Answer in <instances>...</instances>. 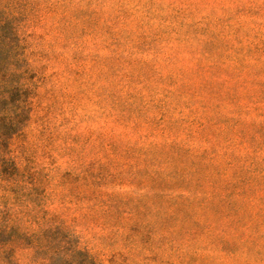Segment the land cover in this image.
Listing matches in <instances>:
<instances>
[{
  "label": "rangeland",
  "instance_id": "374dc122",
  "mask_svg": "<svg viewBox=\"0 0 264 264\" xmlns=\"http://www.w3.org/2000/svg\"><path fill=\"white\" fill-rule=\"evenodd\" d=\"M1 15L34 93L9 155L81 248L264 264V0H0ZM133 221L160 230L127 238Z\"/></svg>",
  "mask_w": 264,
  "mask_h": 264
},
{
  "label": "trees",
  "instance_id": "16d2710c",
  "mask_svg": "<svg viewBox=\"0 0 264 264\" xmlns=\"http://www.w3.org/2000/svg\"><path fill=\"white\" fill-rule=\"evenodd\" d=\"M6 16L0 17V264H12L15 252L31 251L33 264H102L81 248L56 214L43 207L36 180H27L9 155V142L31 119L33 90L27 82L19 44ZM24 67V68H23ZM108 212H114L108 204ZM126 237L144 241L160 230L133 221Z\"/></svg>",
  "mask_w": 264,
  "mask_h": 264
}]
</instances>
